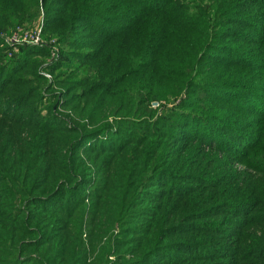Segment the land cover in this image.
<instances>
[{"label":"trees","instance_id":"1","mask_svg":"<svg viewBox=\"0 0 264 264\" xmlns=\"http://www.w3.org/2000/svg\"><path fill=\"white\" fill-rule=\"evenodd\" d=\"M39 19L0 36V264H264V0H0Z\"/></svg>","mask_w":264,"mask_h":264},{"label":"built area","instance_id":"2","mask_svg":"<svg viewBox=\"0 0 264 264\" xmlns=\"http://www.w3.org/2000/svg\"><path fill=\"white\" fill-rule=\"evenodd\" d=\"M5 44L11 46L14 50L17 49L19 44H28L34 46L46 45V42L42 37V26L36 25L32 29L21 30L17 29L9 34L0 33ZM47 77H51L49 74H45ZM154 105H158V102H154Z\"/></svg>","mask_w":264,"mask_h":264},{"label":"rangeland","instance_id":"3","mask_svg":"<svg viewBox=\"0 0 264 264\" xmlns=\"http://www.w3.org/2000/svg\"><path fill=\"white\" fill-rule=\"evenodd\" d=\"M42 14H43V11L40 13V15L42 16ZM37 25H41L42 26V22H41V20L39 19V22L37 23ZM43 39L45 40V41H47L46 40V37H44L43 36ZM57 47V49H58V51H59V46H56ZM51 52H54V49L52 48H49V51H48V56H42V58H41V60H42V62H41V64H40V69H39V72H40V74H41V76H43V77H45L46 78V82L47 83H52V81H53V79H51V80H49L51 77H47L45 74H49L50 76H51V72H48L47 73V70L44 68V67H46V61H51V56H50V53ZM43 67V68H42ZM52 88L54 89V90H56V91H59L60 90V88L58 87V86H56V85H53L52 86ZM47 92H45V96H44V99H43V104L45 105L46 103H47V97H48V95L46 94ZM186 96V94H185V92H182L181 93V96H179L177 99H171V101H166L165 99H160V100H157V102H158V105H154V102H156V101H152L150 104H149V107L151 108V109H153V110H155L156 111V113H163V112H165L168 108H170V107H172V105L173 104H175V103H177L179 100H180V98H184ZM56 102V101H55ZM54 102V103H55ZM47 105V104H46ZM45 105V106H46ZM42 113L43 114H45L46 113V109H45V107L43 108V111H42ZM237 169H239V170H242L243 168H244V166L243 165H241V164H239V163H237L236 164V166H235Z\"/></svg>","mask_w":264,"mask_h":264}]
</instances>
